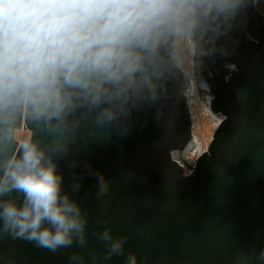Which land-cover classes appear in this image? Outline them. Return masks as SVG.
Masks as SVG:
<instances>
[{
  "label": "clouds",
  "instance_id": "1",
  "mask_svg": "<svg viewBox=\"0 0 264 264\" xmlns=\"http://www.w3.org/2000/svg\"><path fill=\"white\" fill-rule=\"evenodd\" d=\"M249 6L250 0H0V241H26L53 254L78 249L67 264H110L114 257L149 264L147 255L126 252L127 235L109 227L89 233L88 214L74 198L83 176H74L70 195L59 163L71 157L75 169L91 141L126 135L134 113L154 110L161 121L173 96L192 101L210 93L201 65L223 51L218 42ZM95 175L103 203L110 182ZM140 235L151 239L144 230ZM90 238L102 251L89 247ZM0 264H14L11 250L0 252ZM227 264H264V248H237Z\"/></svg>",
  "mask_w": 264,
  "mask_h": 264
},
{
  "label": "water",
  "instance_id": "2",
  "mask_svg": "<svg viewBox=\"0 0 264 264\" xmlns=\"http://www.w3.org/2000/svg\"><path fill=\"white\" fill-rule=\"evenodd\" d=\"M250 26L252 39L238 25L221 39L237 69L210 84V109L221 120L194 162L177 155L197 144L188 100L176 96L164 104L161 121L154 110L134 113L126 135L91 141L75 169L71 157L60 161L70 195L74 176H83L74 198L88 214L89 233L109 227L127 235L126 252L147 255L149 264H227L237 248H264V20ZM97 172L111 186L103 203L96 199ZM89 247L102 251L91 238ZM9 250L14 264H67L78 249L53 254L26 241H0V252Z\"/></svg>",
  "mask_w": 264,
  "mask_h": 264
},
{
  "label": "flooded vegetation",
  "instance_id": "3",
  "mask_svg": "<svg viewBox=\"0 0 264 264\" xmlns=\"http://www.w3.org/2000/svg\"><path fill=\"white\" fill-rule=\"evenodd\" d=\"M257 17H261L264 20V0H250V6L246 10V13L242 16L239 23L237 24L240 29H244L245 35L248 39H252V36L248 33V31H246V29L247 28L250 29L251 21L255 20ZM218 47L222 48L223 51H217L216 54H214L212 57L204 60L201 65V74L203 78L207 80L209 85L213 83L216 77L226 75L227 78L233 71H236L237 69L236 65L229 61L226 43L220 40L218 42ZM205 95H210L212 97L211 99L212 102L213 95L211 94V92L210 93L201 92L199 94V97H197V99L200 101ZM210 104H202V106L205 109L203 110L204 113H210L208 108L205 107L206 105H208L210 109ZM213 117L215 118L214 115ZM194 141L196 142L197 146L195 148L196 150H194V148L190 149L191 154L195 153L198 155L200 151V146L198 145V142L196 141L195 138ZM190 150H188L186 153L182 155L181 154H177V155L187 160V155L190 152Z\"/></svg>",
  "mask_w": 264,
  "mask_h": 264
},
{
  "label": "rangeland",
  "instance_id": "4",
  "mask_svg": "<svg viewBox=\"0 0 264 264\" xmlns=\"http://www.w3.org/2000/svg\"><path fill=\"white\" fill-rule=\"evenodd\" d=\"M189 107L192 116V136L198 142L200 148L207 149L212 135L216 129L217 122L221 120V117L216 116L210 109L215 118H211L210 113H204V107L197 98L189 101ZM194 150H196L194 148ZM193 150V152H194ZM191 150L187 155V160H193Z\"/></svg>",
  "mask_w": 264,
  "mask_h": 264
},
{
  "label": "built area",
  "instance_id": "5",
  "mask_svg": "<svg viewBox=\"0 0 264 264\" xmlns=\"http://www.w3.org/2000/svg\"><path fill=\"white\" fill-rule=\"evenodd\" d=\"M189 103V102H188ZM205 107H207L208 108V110H209V106L208 105H206ZM189 109H190V107H189ZM190 113H191V111H190ZM192 117V116H191ZM192 158H193V160H190V161H195V159L197 158V154H195V153H192ZM195 157V158H194Z\"/></svg>",
  "mask_w": 264,
  "mask_h": 264
},
{
  "label": "bare ground",
  "instance_id": "6",
  "mask_svg": "<svg viewBox=\"0 0 264 264\" xmlns=\"http://www.w3.org/2000/svg\"><path fill=\"white\" fill-rule=\"evenodd\" d=\"M210 115H211V118H214L213 115H212L211 113H210ZM217 125H218V122H217V124H216V127H217ZM195 143H196V142H195ZM198 145H199V144H198ZM204 150H205L204 147H203V148H200V151H199L198 155L201 154L202 152H204Z\"/></svg>",
  "mask_w": 264,
  "mask_h": 264
}]
</instances>
